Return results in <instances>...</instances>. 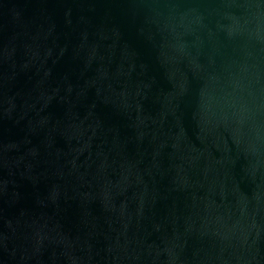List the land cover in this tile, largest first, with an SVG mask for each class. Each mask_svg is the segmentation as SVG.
I'll use <instances>...</instances> for the list:
<instances>
[{
    "label": "water",
    "instance_id": "1",
    "mask_svg": "<svg viewBox=\"0 0 264 264\" xmlns=\"http://www.w3.org/2000/svg\"><path fill=\"white\" fill-rule=\"evenodd\" d=\"M0 264H264V0H0Z\"/></svg>",
    "mask_w": 264,
    "mask_h": 264
}]
</instances>
